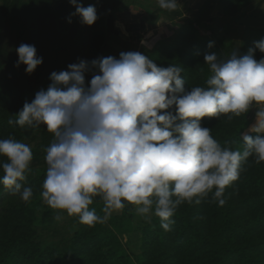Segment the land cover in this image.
<instances>
[{
    "label": "clouds",
    "instance_id": "1",
    "mask_svg": "<svg viewBox=\"0 0 264 264\" xmlns=\"http://www.w3.org/2000/svg\"><path fill=\"white\" fill-rule=\"evenodd\" d=\"M68 2L75 8L69 23L73 16L89 26L98 19L94 5ZM156 2L168 11L179 5L178 0ZM257 49L264 53V38L244 55L206 53L210 75L190 90L182 67H158L138 51L53 71L48 87L8 121L33 130L43 125L53 135L45 149L44 202L88 226L131 204L144 219L159 218L165 231L172 229L182 204L198 205L211 197L224 205L226 188L246 171L249 158L264 162V58L254 57ZM15 51V66L24 65L27 74L42 64L34 45L21 43ZM252 108L255 122L240 134L242 147L222 146L201 124L204 117L230 114L231 119ZM33 159L30 145L13 136L0 138V185L24 202L33 197L32 188L24 186ZM97 197L103 215L90 207Z\"/></svg>",
    "mask_w": 264,
    "mask_h": 264
},
{
    "label": "trees",
    "instance_id": "2",
    "mask_svg": "<svg viewBox=\"0 0 264 264\" xmlns=\"http://www.w3.org/2000/svg\"><path fill=\"white\" fill-rule=\"evenodd\" d=\"M1 1L0 42L4 27L10 24L19 43L11 52L5 47L0 50V138L13 136L22 141L34 139L40 133L42 141L40 146L31 147L32 170L24 182L25 187L32 188L31 201L24 202L20 194H12L0 185V264H264V162L256 163L251 157L246 171L226 188L224 205L211 197L198 205L182 204L172 218L175 223L170 231H165L155 216L134 229L133 212L126 206L120 215L110 214L104 223L94 226L80 223L75 216L65 236L47 239L40 228L50 223L55 211L45 204L41 191L47 169L45 149L53 135L43 125L37 130L21 128L10 125L9 119H16L23 104L30 103L38 90L48 87L53 71L67 70L69 64L105 54L118 58L121 52L137 51L142 36L125 37L116 27V14L130 4L143 8L146 18L155 15L138 23L136 27L141 30H145V22L154 24L160 15L175 20L182 11L179 5L168 11L139 0H79L84 7L94 5L97 10L98 19L89 26L78 16L68 22L69 14L75 12L68 0ZM255 1L204 0L190 18L177 23L178 32L172 39L158 41L150 51L140 47L139 52L147 54L158 67H182L186 90L202 86L210 75L204 55L216 53L226 58L224 51L233 45L207 25L213 12L219 9L233 20L235 14L250 11ZM204 28L209 34L202 32ZM261 38L264 27L249 29L241 41L242 55ZM209 42L213 47L208 48ZM21 43L34 45L37 55L43 58L31 74L25 72L24 65L15 66V50ZM254 57L259 60L264 53L257 49ZM90 79L91 75H87L86 82ZM228 115L204 117L201 124L212 129L211 135L222 146L242 147L240 134L248 129L249 112L231 119ZM38 162L42 164L36 165ZM90 207L103 215V201L99 197L94 198ZM126 233L134 234L135 251L124 246L122 237Z\"/></svg>",
    "mask_w": 264,
    "mask_h": 264
},
{
    "label": "rangeland",
    "instance_id": "3",
    "mask_svg": "<svg viewBox=\"0 0 264 264\" xmlns=\"http://www.w3.org/2000/svg\"><path fill=\"white\" fill-rule=\"evenodd\" d=\"M153 1L152 3L157 4L156 0H150ZM185 2L183 3L185 5V7H188V9L190 10L188 12L192 14V8L195 7V5L198 3L197 0H184ZM197 2V3H196ZM204 2V0H200L199 3H201L200 5H202ZM196 3V4H195ZM2 1L0 0V12H1V8H2ZM198 5V4H197ZM132 6H134V4H132ZM181 6V5H180ZM179 6V8H180ZM215 6V4H214ZM137 8H139V10L133 11L134 7L131 8L128 6V9H131V12H133L134 14H138L139 12V16L140 19L143 20L144 18H146V11L141 10V7L136 6ZM150 7V6H148ZM182 8V6H181ZM127 9V10H128ZM250 11L248 10H243L241 11L239 14H235V16L232 18H230L229 16L225 15L223 12L219 11V13H217L215 16L221 18L222 20V28L220 29L219 36L224 37L227 41V43L229 44H233L232 46L228 45L229 48H227V50L224 51L225 56L228 57L229 54L231 53V51L233 49H238V54L242 55L241 53V41L243 39V37L248 33V30L251 29L252 27H264V0H257L255 1L251 7H250ZM183 10V8H182ZM130 11V10H129ZM213 12V11H212ZM187 14V13H186ZM153 17H155L154 14H150L149 18L147 17L146 20L148 21V19H152ZM187 18V16H183L181 15L177 20V23L182 20H185ZM234 19H239L242 20L243 22H234ZM176 23V26L174 24V26H172L174 33L170 32L168 33L167 29L165 31V34L167 36L164 37L163 35H156V32L151 34L152 36L144 38V35H142L141 33L138 32V29L136 28L135 31L136 35L140 34L142 36L141 40H140V45L139 47H137V51L139 52L140 47H142L145 50H152L153 49V45H155L158 41H168L170 39H172L175 34L178 32V24ZM155 24V23H154ZM171 24L172 21H171ZM10 25V24H9ZM6 25L4 27V36L0 42V50H2L4 47L6 49L7 52H11L13 46L15 44L19 43V40L17 38V35L15 33V29L13 26H9ZM170 25V24H169ZM207 25H210L213 29V31L215 30V28L213 27V21L210 20L207 22ZM116 27L118 29H120L121 34L124 36L123 33V27L120 25H116ZM164 28V26H163ZM162 30V29H161ZM170 30V31H173ZM144 31V30H143ZM202 32L209 34V32L204 28L202 29ZM146 34V31L144 32ZM135 35V36H136ZM126 37V36H125ZM152 39H154L152 41ZM152 42V43H150ZM147 55V54H145ZM2 56V55H1ZM0 56V57H1ZM107 56H111V55H107L105 54L104 57ZM0 71H1V67H0ZM255 108L250 109L249 111V125L253 124L255 122ZM247 132V130L245 131ZM41 135L40 133L36 136V138L34 139H29V138H24L22 139V142L30 145L31 147L33 146H40L41 145ZM42 164L41 162H38L36 165ZM46 204V202H45ZM127 207H129V210L133 212V218H132V224L134 229L138 228L139 226H141L142 224L146 223L148 220L144 219L143 217L139 216L136 211H135V206L131 205V204H126ZM53 219L50 221L49 224L46 225V227L40 228L41 232H43L45 234V237L49 240H59L61 239L63 236L66 235V233L69 232V230H71L73 224H74V218L75 216H69L66 212L64 211H60V210H55ZM122 210H118V211H113L111 214H115V215H120ZM59 215L61 218L58 220L55 217ZM154 216V215H153ZM152 216V217H153ZM122 241L124 243V246L130 251L132 252V250H136V244H135V240H134V234L132 233H126L123 235L122 237Z\"/></svg>",
    "mask_w": 264,
    "mask_h": 264
},
{
    "label": "crops",
    "instance_id": "4",
    "mask_svg": "<svg viewBox=\"0 0 264 264\" xmlns=\"http://www.w3.org/2000/svg\"><path fill=\"white\" fill-rule=\"evenodd\" d=\"M139 1H141L142 3L146 2L147 4L153 2V1H150V0H139ZM184 2H185L184 0H178L179 6L181 5L182 8H183V10H182V8L180 6V9L182 11V15L183 16H187V18H190L193 15V13L198 9L200 4H201V3H199L200 0H197L198 3L197 2L196 3L198 5L195 3L196 5H195L194 8H192V11H191L192 14L189 13V15H188V12L190 10L188 9V7H185V5L183 4ZM136 6H138V5L137 4H134V6H132V4L129 5V7H131V8L134 7L133 11L139 10V8H137ZM127 9H128V7H127ZM127 9H125V10H123L121 12H118L116 14V25L118 24V25L122 26L123 27L122 31H123L124 35L125 36H130L132 38V37H134L136 35V32H137V31H135V29L137 28L136 26L142 20L140 19L139 12H138V14H134L133 12H131L130 8L128 10ZM142 9L143 8H141V10ZM151 10H153V9L151 8ZM219 11H220L219 9L215 10L213 12V14H212V19H211L213 21V27L215 28L214 31L216 33L220 32V29L222 28V20H221V18L215 16L217 13H219ZM178 18L179 17H177V19ZM171 21H172L173 24H171ZM176 23H177L176 19L175 20H170V19L166 18L165 16L160 15L155 20V24H151V23L148 24V23L145 22L144 23L145 30L144 31L143 30H138V32L141 33L142 35H144V38L152 36L151 34H153L155 32H156V35H163V37H164L166 29H167L168 33H170V32L174 33L175 30L172 29L173 28L172 26H174V24L176 26ZM133 26H135V28H133ZM163 26H164V28H163ZM211 29H212V27H211ZM170 30H173V31H170ZM145 31H146V34L144 33ZM212 31H213V29H212ZM165 36H167V35L165 34ZM153 40L154 39H152V41ZM150 43H152V42H150Z\"/></svg>",
    "mask_w": 264,
    "mask_h": 264
}]
</instances>
